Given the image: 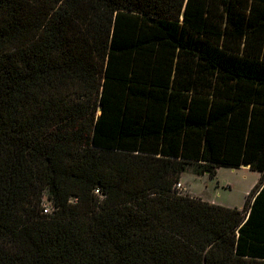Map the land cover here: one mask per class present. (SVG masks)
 Wrapping results in <instances>:
<instances>
[{
    "label": "trees",
    "instance_id": "trees-1",
    "mask_svg": "<svg viewBox=\"0 0 264 264\" xmlns=\"http://www.w3.org/2000/svg\"><path fill=\"white\" fill-rule=\"evenodd\" d=\"M0 264H264V0H0Z\"/></svg>",
    "mask_w": 264,
    "mask_h": 264
},
{
    "label": "rangeland",
    "instance_id": "rangeland-1",
    "mask_svg": "<svg viewBox=\"0 0 264 264\" xmlns=\"http://www.w3.org/2000/svg\"><path fill=\"white\" fill-rule=\"evenodd\" d=\"M192 173V171L190 170ZM195 179L192 183V192L204 198L211 200L214 204L242 208L245 198L249 195L255 184L258 183L260 175L250 171L243 166L239 169L222 168L219 176L211 178L208 174L202 177H195L193 174H186L185 179ZM182 191V190H181ZM181 195H190L180 192ZM46 209L50 210V204L45 202Z\"/></svg>",
    "mask_w": 264,
    "mask_h": 264
},
{
    "label": "crops",
    "instance_id": "crops-1",
    "mask_svg": "<svg viewBox=\"0 0 264 264\" xmlns=\"http://www.w3.org/2000/svg\"><path fill=\"white\" fill-rule=\"evenodd\" d=\"M222 168H219V169H217V172H216V175H215V177H218L219 176V173H220V170H221ZM228 169V168H227ZM257 173V172H256ZM186 174H193V173H191V172H185L184 174H182V177H181V184H182V187H183V189H182V191L181 192H183V193H188V194H190V195H195L193 192H192V183H193V181L195 180V179H185V176H186ZM259 174V173H258ZM260 175V174H259ZM193 176H195V177H202V176H197V175H194L193 174ZM214 178V177H213ZM197 197H199V198H202V197H200V196H198V195H196ZM203 200H204V198H202ZM205 201H207V200H205ZM207 202H210V203H213V201H211V200H209V201H207Z\"/></svg>",
    "mask_w": 264,
    "mask_h": 264
},
{
    "label": "built area",
    "instance_id": "built-area-1",
    "mask_svg": "<svg viewBox=\"0 0 264 264\" xmlns=\"http://www.w3.org/2000/svg\"><path fill=\"white\" fill-rule=\"evenodd\" d=\"M175 189H176V190H180V192H181V190L183 189L181 182H179V183H177V184L175 185ZM45 211H47V210H45Z\"/></svg>",
    "mask_w": 264,
    "mask_h": 264
}]
</instances>
